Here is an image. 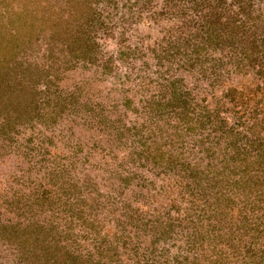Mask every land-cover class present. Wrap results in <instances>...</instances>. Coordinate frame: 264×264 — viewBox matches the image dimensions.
Wrapping results in <instances>:
<instances>
[{
  "label": "rangeland",
  "instance_id": "374dc122",
  "mask_svg": "<svg viewBox=\"0 0 264 264\" xmlns=\"http://www.w3.org/2000/svg\"><path fill=\"white\" fill-rule=\"evenodd\" d=\"M0 264H264V0H0Z\"/></svg>",
  "mask_w": 264,
  "mask_h": 264
}]
</instances>
